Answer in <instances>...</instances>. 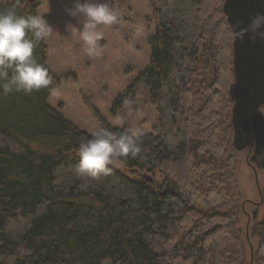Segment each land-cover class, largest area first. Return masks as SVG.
I'll list each match as a JSON object with an SVG mask.
<instances>
[{"label": "trees", "instance_id": "1", "mask_svg": "<svg viewBox=\"0 0 264 264\" xmlns=\"http://www.w3.org/2000/svg\"><path fill=\"white\" fill-rule=\"evenodd\" d=\"M223 4L154 0L150 64L114 109L133 103L144 84L158 124L137 136L136 157L99 179L74 171L91 133L50 105L60 80L45 41L36 47L52 83L0 94V264H264V168L259 202L247 200L232 125L234 33ZM9 6L39 15L37 3L0 0V9ZM247 202L258 207L255 219Z\"/></svg>", "mask_w": 264, "mask_h": 264}, {"label": "rangeland", "instance_id": "2", "mask_svg": "<svg viewBox=\"0 0 264 264\" xmlns=\"http://www.w3.org/2000/svg\"><path fill=\"white\" fill-rule=\"evenodd\" d=\"M26 6L38 4L39 16L53 30L45 41L48 46V65L59 78V86L51 93L49 103L59 109L78 128L88 133L104 128L103 121L117 127L130 126L137 136L150 132L158 124V113L151 102L149 89L141 84L133 103L114 109L117 98L149 64V37L156 33L154 0H93L108 3L118 20L111 26H101L99 56H88L85 45L67 30L71 22L82 27L79 19L69 15L76 0H23ZM83 2V0H81ZM4 147L11 141L1 140ZM242 154V153H240ZM249 159V161H248ZM118 167L122 168L120 164ZM257 163L250 156H239L238 182L247 200L259 202L262 173H255ZM138 177V174H137ZM141 177V176H140ZM155 178L162 176L155 173ZM247 202L250 214L258 207ZM246 217L244 220L246 221Z\"/></svg>", "mask_w": 264, "mask_h": 264}, {"label": "clouds", "instance_id": "3", "mask_svg": "<svg viewBox=\"0 0 264 264\" xmlns=\"http://www.w3.org/2000/svg\"><path fill=\"white\" fill-rule=\"evenodd\" d=\"M68 12L79 19L82 27L69 22L67 30L73 36L79 33L88 56H99L98 43L103 34L98 29L115 24L117 15L108 3L93 0H76ZM238 29L234 26L238 39L251 34L252 39L264 41V12L257 13L247 26ZM52 30L44 17L21 15L13 6L0 9V94L27 95L52 83L49 69L35 56L36 47L49 38ZM140 151L136 132L115 133L101 128L93 131L90 139L79 143L76 149L79 162L74 171L80 177L99 179L110 174V166L117 165L122 158H134Z\"/></svg>", "mask_w": 264, "mask_h": 264}, {"label": "water", "instance_id": "4", "mask_svg": "<svg viewBox=\"0 0 264 264\" xmlns=\"http://www.w3.org/2000/svg\"><path fill=\"white\" fill-rule=\"evenodd\" d=\"M223 11L234 33L232 125L236 149L242 151L250 143L258 146L264 168V41L252 39L251 34L238 39L234 31V26L239 30L247 26L251 17L264 12V0H224ZM257 215L258 211L249 213V218Z\"/></svg>", "mask_w": 264, "mask_h": 264}, {"label": "flooded vegetation", "instance_id": "5", "mask_svg": "<svg viewBox=\"0 0 264 264\" xmlns=\"http://www.w3.org/2000/svg\"><path fill=\"white\" fill-rule=\"evenodd\" d=\"M34 2H35V0H32V3H34ZM240 153L246 155L247 157L250 156L251 160L255 161L257 163L258 169L255 170L256 174L259 172L262 173V170H263V168H262V155L260 153V148L258 146H255L252 143H250L245 147V149L238 152L239 156L242 155ZM248 161H249V159H248Z\"/></svg>", "mask_w": 264, "mask_h": 264}]
</instances>
